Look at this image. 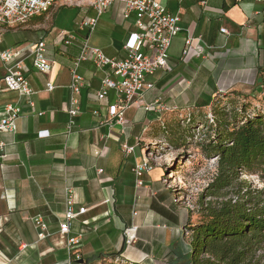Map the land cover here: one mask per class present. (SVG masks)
<instances>
[{
  "label": "crops",
  "instance_id": "crops-1",
  "mask_svg": "<svg viewBox=\"0 0 264 264\" xmlns=\"http://www.w3.org/2000/svg\"><path fill=\"white\" fill-rule=\"evenodd\" d=\"M72 1L75 0L58 1L41 15L43 20L36 16L20 28L6 30L0 44V52L11 48L18 51L8 61L0 58V107L8 102L19 103L21 107L17 131L0 133V139L7 143L0 170V225L3 220H11V228L19 235L13 256L0 247L10 259L8 264L13 261L37 264L42 258L45 264H71L68 236L79 238L74 246L76 264L100 263L103 253L99 252L120 250L122 238L128 245L120 255L130 258L127 255L133 247L130 241H136L138 232L142 237L143 233L153 231L145 228L147 221L157 220L149 203L162 190L159 169L151 170L145 177V185L138 190L133 168L144 157L135 155L136 150L133 155L124 152L125 144H137L135 127L142 128L147 122L160 119L158 112H147L144 105L156 100L170 107L197 105L221 90L253 86L258 65L263 61V0H158L180 16L182 30L171 45L167 65L153 78L154 88L147 90H157L153 99H145L146 91L140 98L141 105L127 110L134 109L133 115L126 117V125L107 122L108 108L116 101L117 93L109 90L105 98L99 99L97 92L106 71L83 62L80 72L86 85L78 95L80 112L73 130L68 132L71 67L86 33L79 31V24L84 18L96 15L88 0H76L83 8L74 17L78 40L65 44L62 33L74 31L63 29L52 45L46 42V53L53 63L50 72L42 73L33 67L32 52L34 44L41 39L46 41L52 32L53 15ZM123 9L120 2L112 4L87 37L91 46L112 57L125 55L124 44L133 28V19H125ZM221 28H226L228 33ZM10 33L18 36L14 45L5 40ZM189 36L193 40L185 54ZM17 64L29 69L28 78L36 92L30 97L34 107L28 97H20L2 84L7 69ZM48 83L55 86L52 91L47 89ZM42 130H48L49 135L38 136ZM66 186L74 188L76 206L88 210L73 222L68 236H63L59 223L66 209ZM38 217L47 224V237L42 240L38 239L34 222ZM110 235L117 240L115 245L111 244ZM40 247L42 251L38 253ZM142 250L130 251L140 258L146 251L147 255L157 257H163L166 252L160 247L147 246L140 255ZM62 251L67 256L60 258L58 252ZM80 259L83 262L77 261ZM0 264H4L2 260Z\"/></svg>",
  "mask_w": 264,
  "mask_h": 264
},
{
  "label": "built area",
  "instance_id": "built-area-1",
  "mask_svg": "<svg viewBox=\"0 0 264 264\" xmlns=\"http://www.w3.org/2000/svg\"><path fill=\"white\" fill-rule=\"evenodd\" d=\"M61 0H0V44L3 34L8 29L24 26L36 16H41L48 12L54 4ZM241 1V0H240ZM90 6L95 10L96 15L84 18L79 24V31L88 33L97 26L99 18L114 3L123 4L125 19H133V28L124 44L125 55L123 57H112L104 50L91 46L87 37L79 42V54L71 67V81L68 85L71 94L68 106V132L73 130L76 117L80 112L78 95L85 87V78L80 72L83 62H90L96 68L106 71L102 80L100 90L97 92L98 98L103 99L109 90L117 93L116 101L108 108L109 116L107 122L111 124L124 125L126 112L131 106H140V98L143 94L154 88V76L159 70L164 68L170 57V48L176 36L182 30L180 16L172 13L158 0H88ZM222 32L228 33L226 28H221ZM85 33V34H86ZM62 39L65 44H72L78 40L75 32H63ZM193 38L187 37L184 53L191 45ZM47 44L44 39L34 44L32 52V65L42 73L51 71L53 63L46 53ZM18 53L11 48L0 52L3 61L10 60ZM29 69L22 64H17L13 68L7 69L2 78V84L7 90L15 91L20 97H28L31 107L34 101L30 98L35 94L28 78ZM55 86L47 84V89L52 91ZM147 112L166 113L167 111L178 110V107H170L160 100L145 104ZM21 107L19 103L8 102L0 107V133L17 131V120L20 117ZM42 115L43 112H39ZM210 117L212 115L210 114ZM213 120V118H211ZM48 130L38 132V136H48ZM7 143L0 139V170L3 168V159L6 157ZM136 150V145L125 144L124 152L129 155ZM152 170V166L147 160L136 163L133 172L135 174L136 187L145 185V177ZM102 171V170H100ZM66 209L63 219L59 223L61 235L68 236L71 232L73 222L88 208L76 206L74 188L65 187ZM34 222L38 229V239L47 237L45 233L47 224L41 217L35 218ZM79 243L77 236H68L67 245L69 250ZM25 247V245L21 246ZM0 260L8 264L10 259L0 248Z\"/></svg>",
  "mask_w": 264,
  "mask_h": 264
},
{
  "label": "rangeland",
  "instance_id": "rangeland-1",
  "mask_svg": "<svg viewBox=\"0 0 264 264\" xmlns=\"http://www.w3.org/2000/svg\"><path fill=\"white\" fill-rule=\"evenodd\" d=\"M77 4L76 0L72 1L70 6L60 9L59 12L53 15L52 21H50L51 27H53L52 32L45 38L49 45L53 44L54 39L63 29L75 32L74 17L83 9L80 6L81 4L79 6ZM44 30L48 31L45 28ZM16 37L18 36L10 33L5 36V40L10 45H14L13 41ZM156 93V89L147 91L144 97L146 96L145 99L150 100L153 99L152 96ZM212 98V103L207 106H199V104L180 106L176 112L161 113L159 121H154L151 124L147 122L142 128L135 127L134 130L137 135L135 155L139 156L141 154L144 157L143 160L150 163L152 170L159 169L161 175L159 182L162 190L149 203V207L157 215L155 222L147 221L148 223H146L145 228L150 231L153 230L152 233H143L142 237H139L141 233L138 232L136 241H130V246H133L132 249L134 248L136 251L137 249H143L144 252L147 246L149 248L154 246V249L160 247L161 250L166 251L162 255L163 257L147 255V251L143 253V250L140 251V255L143 253L145 256L143 258L136 257L132 254L133 251H130L132 249L128 250L129 253L127 254L130 258H125L122 255L112 257L111 252H119L120 250H109L99 252L103 253V257L100 263L97 264H127L125 262L121 263L120 260L123 258L130 264H190L186 253L189 251L191 233L185 229V226L188 222H197L202 217V207L206 206L210 200L215 199L204 195L217 172L216 155H208L207 153L208 142L212 139V128L209 125L210 112L215 116V121L223 120L228 124L235 121V116L249 115L254 111L264 114V83L258 84L256 82L253 86H245L240 89L221 90ZM133 110L127 111L126 117L133 115ZM188 111H194L192 115L194 118L190 123L194 125V128H188L189 125L182 121L187 116ZM127 123L126 120L124 125ZM156 125L157 128H155ZM164 126L165 129L162 128ZM221 126L226 129L224 123ZM222 127L220 131L226 134L228 130H224ZM153 174L154 172L151 175ZM242 178L248 182L252 189L264 188V182L257 175H245ZM244 188H246L245 185ZM140 189L142 188H138V190ZM162 193H167L164 199L160 197ZM236 196V193L229 194V197L234 198V201ZM1 209L0 200V213ZM10 224L11 220H3L2 225H0V247L7 249L9 255L13 256L16 249L14 243L18 240L19 235L11 228ZM109 237L111 239L113 236L110 235ZM140 238L147 241L143 239L141 241ZM124 240L126 241V239ZM124 240L121 239L122 244ZM116 242L117 240L113 237L111 244L115 245ZM127 245L126 242V248ZM180 248L186 255L178 261L175 253L170 249ZM76 250V247L70 249L71 264H76L73 260V252L76 254ZM37 251L40 253L42 248L40 247ZM58 255H60V258L67 256L64 251L58 252ZM12 264H17V261H13ZM37 264H45L44 258Z\"/></svg>",
  "mask_w": 264,
  "mask_h": 264
},
{
  "label": "trees",
  "instance_id": "trees-1",
  "mask_svg": "<svg viewBox=\"0 0 264 264\" xmlns=\"http://www.w3.org/2000/svg\"><path fill=\"white\" fill-rule=\"evenodd\" d=\"M37 18L42 19L43 16ZM89 34L88 31L84 37ZM262 49L264 51V46ZM256 82L264 83V54L262 63L258 65ZM212 101L213 98L203 100L199 106L209 105ZM193 113L188 111L182 119L188 128H194L190 124ZM210 114L212 139L208 142L207 153L216 155L217 172L204 195L215 199L202 207V217L197 222H188L185 226L191 233L186 253L188 263L264 264V188L252 189L242 178L254 174L264 182V114L254 111L249 115L235 116L231 124L223 120L217 122L213 113ZM221 127L228 132L223 134ZM230 193L237 194L235 201L229 197ZM160 197L164 199L165 194ZM125 249L124 240L120 251L110 255L119 257ZM170 250L178 261L186 255L181 248ZM124 259L120 260L121 263L130 264Z\"/></svg>",
  "mask_w": 264,
  "mask_h": 264
},
{
  "label": "water",
  "instance_id": "water-1",
  "mask_svg": "<svg viewBox=\"0 0 264 264\" xmlns=\"http://www.w3.org/2000/svg\"><path fill=\"white\" fill-rule=\"evenodd\" d=\"M77 261H79V262H83V260H82V259H80V260H77Z\"/></svg>",
  "mask_w": 264,
  "mask_h": 264
}]
</instances>
